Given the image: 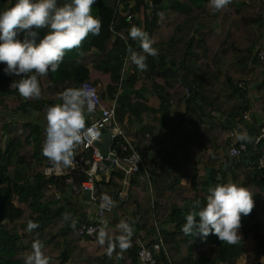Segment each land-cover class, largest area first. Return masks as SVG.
<instances>
[{
  "label": "trees",
  "instance_id": "trees-1",
  "mask_svg": "<svg viewBox=\"0 0 264 264\" xmlns=\"http://www.w3.org/2000/svg\"><path fill=\"white\" fill-rule=\"evenodd\" d=\"M65 2L58 0L59 5ZM14 3L0 0V12ZM92 15L102 21L100 34H89L79 48L66 50L56 72L38 76L39 98H23L10 88L12 80L19 77L6 76L0 64V264H23V254L31 252L34 240L41 242L50 264H141L139 241L152 248L159 240L158 233L164 249L154 255L157 264H237L246 252L248 237L255 242L256 256L264 257V221L260 218L264 180L256 178L264 140L257 146L254 141L242 140L248 145L247 152L239 159L230 158L222 165L224 169L216 167L217 153L228 148L232 128L239 131L234 127L237 123L250 122L243 119V113L252 110V90L263 107V121L248 124L251 137L255 139L264 127V77L256 78L258 68H264L256 56L257 48L264 45V0L228 3L219 11L210 7L209 0H163L145 15L141 30L158 51L155 57L147 56L143 76L153 85L157 108L149 106L144 96L147 84L136 89L137 67L131 61L125 63L129 47L142 51L140 41L129 36L132 26H140L119 17L105 0H97ZM45 31L39 30L41 37ZM91 52L97 55L98 65L90 71L84 58ZM126 73L127 78L123 77ZM243 80L249 82L240 87ZM83 82L106 85L112 98L120 93L117 121L128 138L125 119L143 124L144 116L156 117L152 127L144 125L135 135V148L150 166L151 186L140 172L126 198L119 200L124 190L122 170L114 169L108 181L95 183V200L116 204L102 230L104 235L99 234L96 240L81 234V225L89 216L87 206L92 203L77 197L76 182L70 177L54 180L46 176L50 161L41 151L47 107L61 103L60 93ZM122 90L130 96L125 104L121 102ZM170 98L176 100L173 113ZM171 136L175 138L173 146ZM124 146L122 139L113 145L121 155ZM208 146L213 152L203 156ZM80 155H84L81 146H75L73 159ZM201 164L205 176L200 173ZM227 182L248 188L254 199L252 212L241 218L239 241L228 244L212 234L206 238L185 235L181 226L195 202L200 201L202 207L209 189ZM30 220L38 223L32 231L27 230ZM121 222L131 228L130 236L120 227ZM122 236L127 243L123 249L119 246Z\"/></svg>",
  "mask_w": 264,
  "mask_h": 264
},
{
  "label": "clouds",
  "instance_id": "clouds-1",
  "mask_svg": "<svg viewBox=\"0 0 264 264\" xmlns=\"http://www.w3.org/2000/svg\"><path fill=\"white\" fill-rule=\"evenodd\" d=\"M96 2L66 0L59 5L58 0H15L12 7L0 12L2 71L6 76L19 77L12 80L10 88H15L25 98H39L41 87L38 76L43 77L49 71L56 72L66 50L79 48L89 34H100L102 21L100 17L92 15V6ZM229 2L209 0V5L214 11H219ZM40 29L46 30L42 37ZM129 36L140 41L142 51L138 53L129 47L125 63L131 61L138 70H147V56L155 57L158 51L152 47L154 41L136 26L129 29ZM60 96L61 103L51 104L46 109L47 126L41 147L42 154L58 171L61 166L73 164L75 146L82 143L90 145L100 135L99 123L85 126V112H93L96 105L97 95L93 87L82 84L78 88H67ZM237 139L250 140V137L239 134ZM253 207V195L248 188L233 182L217 184L209 189L202 207L200 201L195 202L186 214V222L181 230L185 235L195 234L206 238L212 234L222 242L236 244L241 237V218L249 215ZM37 227L38 223L31 220L27 224L28 231ZM120 227L131 235L127 223L121 222ZM100 235H104L103 231ZM119 246L122 249L127 247L125 237H120ZM22 258L23 264H50L39 240L33 241L31 252L23 254Z\"/></svg>",
  "mask_w": 264,
  "mask_h": 264
},
{
  "label": "built area",
  "instance_id": "built-area-1",
  "mask_svg": "<svg viewBox=\"0 0 264 264\" xmlns=\"http://www.w3.org/2000/svg\"><path fill=\"white\" fill-rule=\"evenodd\" d=\"M122 2V0H116L114 8L117 13H119L122 7ZM132 15L133 12L129 9L126 11L125 17H127L129 21H133ZM256 56L260 62L264 64V45L257 48ZM82 84H88L96 90L97 99L94 111L87 114L89 115L88 121L90 124L99 123L100 135L90 145L86 143L80 144L84 155L75 157L71 166H61L58 171L50 162L45 173L46 176L53 177L54 180L57 178L65 179L70 177V179L75 181L74 176L77 177L78 181L75 182L78 184V188L88 197L89 203L95 206V211L90 213L87 221L81 225V234L91 240H96L101 231L108 226V218L113 213L116 204L107 202L98 203L94 198L95 183L101 179L108 181L114 169L122 170L124 172V190L119 194V200H123L126 198L125 194L128 187L140 172H144L146 180L149 186H151L148 180L150 166L142 155L137 152L135 143L127 137L117 121L119 94L114 98H107L104 96L99 85L90 82H83ZM246 85L247 81L239 84L240 87H245ZM252 116L253 112L251 110H247L243 113L244 120L250 121ZM89 125L85 126L87 127ZM107 129L111 132L112 143L108 156L103 157L97 147V143L101 140L102 133ZM238 135V130L232 131L230 134L229 156L233 160L241 158L248 150V145L242 140L237 139ZM119 139L125 142L122 155L113 147L114 142H117ZM262 140H264V127L261 129V133L254 139L255 146ZM49 169H51V171H49ZM257 170V180H264V154L258 159ZM58 198H60V196H58ZM155 228L158 233L159 230L156 224ZM157 235L159 240L152 248L148 247L144 242L139 241V260L141 264H157L154 255L161 249H164V243L162 238H160V233Z\"/></svg>",
  "mask_w": 264,
  "mask_h": 264
},
{
  "label": "crops",
  "instance_id": "crops-1",
  "mask_svg": "<svg viewBox=\"0 0 264 264\" xmlns=\"http://www.w3.org/2000/svg\"><path fill=\"white\" fill-rule=\"evenodd\" d=\"M105 1H106V4L109 7H111V8L115 7L116 0H114V2L112 4L108 3L107 0H105ZM236 1H237L236 3H238V2L243 1V0H236ZM126 5H128L127 8L131 9V8L134 7L135 1L134 0H129V1L123 0L122 7L120 8V11L118 13L119 17L125 18V16H126V10H125ZM151 10H152V8H150V6H145V8L141 9V11L139 13H133V15H132L133 16V21H135V22L137 21V24L140 26V29H144V27H145V15L146 14H150ZM163 16H164V14L162 15V17ZM84 63L87 65L88 69L91 71L94 66L98 65V57H97V55L94 54L93 52L89 53L84 58ZM262 77H264V68L261 67V68H258V70H257L256 78L261 79ZM138 83H139V81H138ZM138 83H137L136 89H139V88L142 87V85H140ZM148 84L146 85L147 91H146V94H144V96L147 99L149 106L157 108L159 106V104L155 106V105L150 103V101L152 102V98L150 99V97H152V95H155V94H154V91L152 89L153 85L151 83H150L151 86L148 85ZM99 86H100V88H101V90H102V92H103L105 97L112 98L107 93V86L106 85H99ZM251 92L253 94V97L252 96L250 97L251 109H252L251 111L253 112L252 119L250 120L249 123L239 122L234 127H238L239 134H246L248 137H250V141H254V138L251 137L252 134L249 133V132H251V130H250V128H248V124H250V123L253 124L254 122H257V121L261 123V121H263V117H262L263 107L261 106L260 102H258V100L256 98L257 95L255 94L254 90L250 91V93ZM172 100L174 101L173 98H172ZM157 101H159V100H157ZM175 109H176V107H175ZM154 118H156V117H150V120H148L147 116H144V123L143 124L139 123L136 119H133L132 121H131V119H129V120L125 119L124 120V124L126 126V133L129 134L130 139L134 143L137 142L136 138H135V135H136L137 131L142 129V127L144 125L152 127ZM88 119H89V115L87 114L86 121H88ZM75 193H79L80 195L78 197L79 198L83 197V201H87L88 197L85 194L81 193L80 189H78L77 191L75 190ZM88 213H89V216H90V213H93V212L92 211H88ZM260 218L264 221V213H262L260 215ZM246 244H247L246 252H245L244 256L238 260L237 264H264V257H257L256 256L255 242H254L252 237H248Z\"/></svg>",
  "mask_w": 264,
  "mask_h": 264
},
{
  "label": "rangeland",
  "instance_id": "rangeland-1",
  "mask_svg": "<svg viewBox=\"0 0 264 264\" xmlns=\"http://www.w3.org/2000/svg\"><path fill=\"white\" fill-rule=\"evenodd\" d=\"M107 2L108 3H113L114 2V0H107ZM237 1L236 0H230V2H229V4H231V3H236ZM143 71L144 70H139V75H138V79H139V83L138 84H140V85H145V84H148L146 81H145V79H144V76H143ZM123 77H125V78H127L128 77V73H126ZM123 77H122V79H123ZM244 81H247V83L249 82L248 80H243V81H241V82H244ZM240 82V83H241ZM148 85H150V83L148 84ZM151 86V85H150ZM153 87V86H152ZM119 95H120V93H119ZM152 98V102L150 101V103L151 104H153V105H158L159 104V101H157L158 99L156 98V95H152V97H150V99ZM15 98L14 97H11L10 98V100H14ZM121 99H122V103H127V102H129L130 101V96H129V93H127V92H124V90H122V96H121ZM157 99V100H156ZM171 99V101H172V105H173V108H172V113L175 111V107H176V101H175V99H174V101L172 100V98H170ZM119 103V102H118ZM120 104V103H119ZM85 117H87V112H85ZM147 119L148 120H150V117L148 116L147 117ZM233 130L232 131H235V130H237V129H234V128H232ZM5 138V137H4ZM230 145V144H229ZM211 152H213V150H212V147L211 146H208L204 151H203V156H208L209 155V153H211ZM217 156L219 157V160H218V164L216 165V167H218V168H221L222 169V167H223V169H224V166H222L224 163H226L229 159H230V156H229V146H228V148L227 149H225V150H223V149H220L219 150V152L217 153ZM16 163V159L13 161V163ZM222 166V167H221ZM217 168V169H218ZM200 173H201V175L203 176H205V169H204V167H203V164H201V166H200ZM74 178H75V181H78V179H77V177L76 176H74ZM65 181V180H64ZM65 182H63V184H64ZM185 183H187V182H185ZM79 188H78V184L76 183V185L74 186V190H78ZM78 197V196H77ZM87 201H88V199H87ZM89 202V201H88ZM94 205L93 204H90V205H88L87 206V210L89 209V211H92V212H94L95 210H94ZM112 215V214H111ZM110 215V216H111ZM110 216H109V218H110ZM108 218V219H109ZM246 246H247V244H245V249H246Z\"/></svg>",
  "mask_w": 264,
  "mask_h": 264
},
{
  "label": "water",
  "instance_id": "water-1",
  "mask_svg": "<svg viewBox=\"0 0 264 264\" xmlns=\"http://www.w3.org/2000/svg\"><path fill=\"white\" fill-rule=\"evenodd\" d=\"M135 5L133 8H131V12L133 13H139L141 9L145 8V6H151L152 10H155L157 7H159L163 0H134ZM137 24V21H136ZM199 32V29L195 30L194 35L191 37L190 42L193 43L196 39V35ZM172 66H175V63L172 62ZM181 69V66L179 67ZM182 83L184 84V79L181 78ZM192 88H189V91H191ZM24 98V97H23ZM190 99V96L187 97V99L183 102V108L184 111L186 110V102ZM90 122L86 121V125H89ZM157 139V136L155 137ZM112 143L111 139V132L109 129L105 130L104 133L101 135V140L97 143V147L99 148L101 154L103 157H107L109 154L110 146ZM175 138L173 136L170 137V145H174ZM255 148V146H254ZM175 208H172V213L174 212Z\"/></svg>",
  "mask_w": 264,
  "mask_h": 264
}]
</instances>
